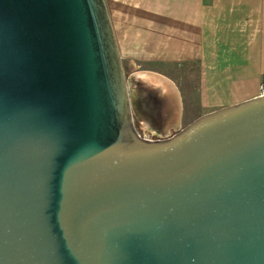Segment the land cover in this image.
<instances>
[{
  "label": "water",
  "instance_id": "95a60500",
  "mask_svg": "<svg viewBox=\"0 0 264 264\" xmlns=\"http://www.w3.org/2000/svg\"><path fill=\"white\" fill-rule=\"evenodd\" d=\"M182 117L105 0H0V264H264V95Z\"/></svg>",
  "mask_w": 264,
  "mask_h": 264
},
{
  "label": "crops",
  "instance_id": "0c3cea01",
  "mask_svg": "<svg viewBox=\"0 0 264 264\" xmlns=\"http://www.w3.org/2000/svg\"><path fill=\"white\" fill-rule=\"evenodd\" d=\"M105 1L117 38L123 33L116 21L123 24L133 14L149 22L140 35L152 29L153 36L168 35L179 44L185 39L179 56L200 64L204 99L211 102L205 114L257 97L264 73V0Z\"/></svg>",
  "mask_w": 264,
  "mask_h": 264
},
{
  "label": "rangeland",
  "instance_id": "374dc122",
  "mask_svg": "<svg viewBox=\"0 0 264 264\" xmlns=\"http://www.w3.org/2000/svg\"><path fill=\"white\" fill-rule=\"evenodd\" d=\"M135 16L137 15L132 14L123 24L119 20L116 21L118 33H123V36H118L117 39L126 74L129 76L134 72L149 71L172 80L181 93L184 128L205 115L211 103L204 99L200 64L188 62L179 56L185 39L179 44L181 40L170 38L168 35L153 36L152 29L144 30L140 35V30L149 22L139 21ZM123 25L125 29L122 28ZM172 39L174 40L171 41ZM136 125L145 135L142 124Z\"/></svg>",
  "mask_w": 264,
  "mask_h": 264
},
{
  "label": "built area",
  "instance_id": "2783aa9c",
  "mask_svg": "<svg viewBox=\"0 0 264 264\" xmlns=\"http://www.w3.org/2000/svg\"><path fill=\"white\" fill-rule=\"evenodd\" d=\"M264 95V73L261 76L259 86H258V97H261Z\"/></svg>",
  "mask_w": 264,
  "mask_h": 264
}]
</instances>
